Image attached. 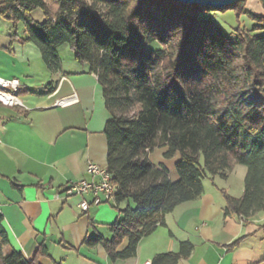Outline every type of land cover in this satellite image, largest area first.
Returning <instances> with one entry per match:
<instances>
[{
    "label": "trees",
    "instance_id": "16d2710c",
    "mask_svg": "<svg viewBox=\"0 0 264 264\" xmlns=\"http://www.w3.org/2000/svg\"><path fill=\"white\" fill-rule=\"evenodd\" d=\"M245 1L214 9L177 0H0V16L15 30L23 24L24 36L14 32L11 42L34 43L53 73L61 70L59 47L68 44L102 88L106 169L113 206H124L108 225L110 238L93 234L81 244L101 246L113 261L134 257L166 214L202 194L204 179H225L236 164L246 167L243 192L220 189L222 216L264 210V16L246 11L254 24H238L234 39L203 16L232 10L238 17ZM37 9L42 20L33 17ZM158 146L165 157L179 155L176 180L149 160ZM192 249L180 242L151 264H175ZM38 255H46L43 245L29 259L10 246L0 215V264H39Z\"/></svg>",
    "mask_w": 264,
    "mask_h": 264
},
{
    "label": "crops",
    "instance_id": "0c3cea01",
    "mask_svg": "<svg viewBox=\"0 0 264 264\" xmlns=\"http://www.w3.org/2000/svg\"><path fill=\"white\" fill-rule=\"evenodd\" d=\"M11 31L0 30V77L18 82L13 103L0 99V215L13 249L29 259L43 245L39 264H151L155 255L188 241L191 253L175 264H264V210L247 219L222 216L220 189L233 197L243 192L246 167L240 164L225 179H204L202 194L166 214L164 225L141 238L134 257L113 261L101 246L81 244L93 234L110 238L108 225L124 205H91L83 213L82 197L64 193L69 182L88 179V162L106 167L109 113L102 88L87 64H65L59 52L61 70L49 71L37 46L11 42ZM48 84L50 92L38 94ZM174 156V168L151 161L163 164L171 180L178 178Z\"/></svg>",
    "mask_w": 264,
    "mask_h": 264
},
{
    "label": "rangeland",
    "instance_id": "374dc122",
    "mask_svg": "<svg viewBox=\"0 0 264 264\" xmlns=\"http://www.w3.org/2000/svg\"><path fill=\"white\" fill-rule=\"evenodd\" d=\"M252 13L256 16H264V8L262 5L259 3V0H246L245 1V7H244V13L240 14L238 17L236 16L235 12L232 10H228L224 13H217L215 15L209 14V13H204V17L211 18L214 22H217L220 24L223 28V31L232 39L235 38V28L239 24L241 28L245 29H251L252 25L254 22L248 17L246 14L247 12ZM33 17L37 18L39 20L43 19L42 12L40 9L35 10L33 13ZM0 23H4L6 26L1 27L0 25V30L1 32H6L7 27L12 28V33L16 32L17 36L23 35V24L22 23H17L16 25V30L13 28L12 23L9 21H6L2 18H0ZM59 54L62 56V58L65 60V64L70 60L73 61V55L70 50V47L68 44H64L61 47H59L58 50ZM165 148L164 146H158L153 149V153L151 155V161L152 162H158V161H164L167 166H173L174 168V162L171 163L174 160L175 156L172 157H165L163 153V149ZM179 156L178 154H176ZM172 164V165H171ZM124 205H121L120 208H122Z\"/></svg>",
    "mask_w": 264,
    "mask_h": 264
},
{
    "label": "built area",
    "instance_id": "2783aa9c",
    "mask_svg": "<svg viewBox=\"0 0 264 264\" xmlns=\"http://www.w3.org/2000/svg\"><path fill=\"white\" fill-rule=\"evenodd\" d=\"M0 80L13 86H18L17 79H4ZM0 99L7 103H13L15 100L14 95L0 94ZM88 179H78L69 182L64 193L77 194L82 198L78 203V207L83 213H86L91 205H100L102 203H112V190H115L112 180V174L106 167H100L95 163L88 162L85 168ZM89 195L90 200L84 196Z\"/></svg>",
    "mask_w": 264,
    "mask_h": 264
},
{
    "label": "water",
    "instance_id": "95a60500",
    "mask_svg": "<svg viewBox=\"0 0 264 264\" xmlns=\"http://www.w3.org/2000/svg\"><path fill=\"white\" fill-rule=\"evenodd\" d=\"M177 1H182L186 3H195V4L209 6L214 9H218L220 7L232 4L239 0H177Z\"/></svg>",
    "mask_w": 264,
    "mask_h": 264
},
{
    "label": "bare ground",
    "instance_id": "6f19581e",
    "mask_svg": "<svg viewBox=\"0 0 264 264\" xmlns=\"http://www.w3.org/2000/svg\"><path fill=\"white\" fill-rule=\"evenodd\" d=\"M8 89H10V91H8ZM17 88L16 86H13L11 84H7L5 82H3L2 80H0V94H5V95H13L14 92H17L16 91ZM115 188V186H114ZM114 191L115 190H112V201H114Z\"/></svg>",
    "mask_w": 264,
    "mask_h": 264
}]
</instances>
